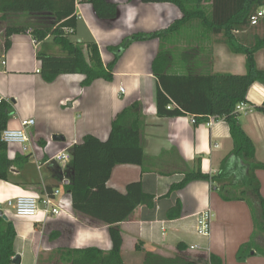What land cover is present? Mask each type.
Segmentation results:
<instances>
[{"label":"crops","instance_id":"1","mask_svg":"<svg viewBox=\"0 0 264 264\" xmlns=\"http://www.w3.org/2000/svg\"><path fill=\"white\" fill-rule=\"evenodd\" d=\"M111 1L119 5L115 19H101L90 3L78 2V26L72 35L78 41H95L105 65L114 59L108 46L137 32L166 29L183 17L181 9L170 2ZM6 25L0 14V28ZM254 33L263 35L264 23ZM252 35L245 31L239 36L248 45ZM4 39L0 38V96L13 99L16 109L8 127L20 128L21 120L26 118H33L35 123L26 128L28 141L24 145L8 147L9 158L18 157L19 162L13 165L8 180H0V207L20 195L38 196L58 189L57 201L63 210L57 216L39 214L34 218L6 212L17 231L15 250L21 256V264H45L54 250L57 263L70 264L62 259L63 250L112 248L108 225L77 211L71 194L64 189L72 174L71 157L58 160L56 156L70 153V148L87 134L106 140L116 115L136 101L143 105L144 163L116 165L107 185L126 193L130 183L141 182L144 193L154 196L155 205H139L119 224L124 263L143 264L147 251L161 255L179 253L178 245L182 243L187 247L182 253H194L208 264L212 254L221 258L223 264H264V255L256 250L243 262L237 259L239 247L250 240L254 229L248 201L232 198L236 194L242 197L243 188L236 191L235 185L226 181L222 192V184L195 180L168 195L173 184L183 181L187 170L224 174L226 179L237 182L245 177L247 169L231 155L234 142L225 120L210 117L208 122L196 124L191 116H158V82L152 70L161 44L179 50L177 71L185 63V52L197 73L245 74V54L232 51L223 43L221 34L208 32L195 21L170 33L164 42L154 38L132 43L115 65L112 81L97 79L84 86V76L78 73L62 74L50 83L43 79L37 53L45 49L49 54L65 55L59 46L35 42L31 34L20 33L12 36V44L6 49ZM46 41L51 43L52 39L48 37ZM85 53L88 57L86 49ZM255 55L258 68L264 70V48ZM247 98L239 120L254 141L255 159L264 162V114L255 109V105L264 102V84L256 81L251 85ZM55 135L63 140H55ZM256 174L264 196V169ZM177 204L181 205V216L170 219L168 215ZM208 209L212 214L211 230L209 236H202L198 233V218ZM138 243L142 251L136 250Z\"/></svg>","mask_w":264,"mask_h":264},{"label":"trees","instance_id":"2","mask_svg":"<svg viewBox=\"0 0 264 264\" xmlns=\"http://www.w3.org/2000/svg\"><path fill=\"white\" fill-rule=\"evenodd\" d=\"M145 3L170 2L177 5L183 17L166 29L155 32H137L125 37L121 43L108 46L114 59L105 65L95 41L83 42L72 38L78 26L77 3H90L96 15L101 19H115L119 14V5L111 0H0V14L3 20L13 16L24 18V23L8 24L5 29V47L9 49L12 36L28 33L37 42L59 46L63 56L49 54L45 49L37 53L41 62V75L46 82H53L62 74H82L84 86L91 85L97 79L112 81L114 68L125 50L134 42L160 38L166 41L170 33L183 25L198 22L208 32L221 34L222 41L232 51L246 55V73H197L194 65L188 63L184 53L183 67L180 69L178 49L172 50L161 44L155 57L152 70L157 78L156 93L157 114L163 118L191 116L196 124L208 122L210 117L225 120L230 126L234 148L231 155L239 158L247 169L242 180L233 182L221 175H210L201 170H187L182 182L173 184L168 195L184 188L195 180H205L222 184L226 181L235 185L236 191L243 188L242 197L251 206L254 229L250 240L243 243L237 251V259L247 260L254 250L264 255V196L261 182L256 174L264 169V162L255 159V144L244 130L237 107L247 103L248 91L256 81L264 84V70L258 68L256 52L264 48V34L254 33V29L264 23L262 18L252 25V17L264 6V0H142ZM71 30V31H70ZM253 33L251 44L240 40L243 32ZM238 33V34H237ZM50 37L51 43L46 39ZM87 50L88 57L86 56ZM255 109L264 114V102L255 105ZM16 115L14 100L3 99L0 102V180H8L13 165L19 162L9 158L8 145L2 140V133L8 127L9 120ZM144 126L143 105L136 101L120 111L112 121L111 131L106 140L87 134L82 141L70 148L69 167L72 174L64 184L66 192L72 196L74 208L93 217L109 227L112 248L103 250L87 247L63 250L62 259L70 264H125L121 255L123 236L119 224L125 221L139 206H154V196L143 191L141 182L130 183L126 193L108 187L113 168L118 164L142 165L145 160L142 142ZM28 157H24L26 160ZM20 159V158H19ZM228 158L223 163L225 169ZM230 181V182H229ZM225 183V184H224ZM52 189V186H49ZM51 192V190H50ZM237 193V192H236ZM171 209L168 217L179 218L181 205ZM259 236L256 240V236ZM17 231L11 219L0 216V264H14L17 255L15 240ZM263 238V240L259 239ZM179 251L187 247L180 243ZM137 251H142L140 243ZM143 264H198L182 256L166 257L147 251ZM210 264H223V260L211 255Z\"/></svg>","mask_w":264,"mask_h":264},{"label":"built area","instance_id":"3","mask_svg":"<svg viewBox=\"0 0 264 264\" xmlns=\"http://www.w3.org/2000/svg\"><path fill=\"white\" fill-rule=\"evenodd\" d=\"M264 18V6H262L258 13L252 17V25H257L259 21ZM71 31V30H70ZM29 34L30 31L28 32ZM35 40V39H34ZM36 42V40H35ZM5 99L0 96V102ZM246 104H240L237 109L238 111H244ZM194 121V119H193ZM35 120L33 118H26L21 120L20 128L7 127L2 133V140L7 143L8 147L13 144L24 145L28 141L26 134V128L33 125ZM26 149V147H24ZM71 157L69 152H61L57 154L56 159L67 160ZM59 190L54 189L51 192L46 191L43 195H20L7 201V207L4 212H9L14 216L24 218H34L39 214L44 216L60 215L63 210L59 206L57 196ZM1 208V207H0ZM7 210V211H6ZM9 215V213H6ZM211 210H205L199 214L198 218V233L202 236H209L211 230Z\"/></svg>","mask_w":264,"mask_h":264},{"label":"rangeland","instance_id":"4","mask_svg":"<svg viewBox=\"0 0 264 264\" xmlns=\"http://www.w3.org/2000/svg\"><path fill=\"white\" fill-rule=\"evenodd\" d=\"M23 21H24V18L18 17V16H13V17L8 18V20H6V24L7 25L8 24H17L18 25V24L24 23ZM1 25H3V23ZM7 25H6V27H7ZM1 29H2V32H0V38H3V36L5 37V35H4L5 34V30L4 29H6V28L5 27L4 28L1 27L0 31H1ZM230 193H232V192H230ZM232 195H233V193H232ZM5 207H7L6 203L1 206L2 209H5ZM258 237H260V235L256 236V240H257ZM178 255L182 256L185 259L194 261V262H196L198 264H208V262H207V260L205 258L198 257L194 253H189V252L188 253H185V252L184 253H182V252L170 253V254H164L163 256L175 257V256H178ZM56 257H57V254H56V251L54 250L52 252V255L50 256V258L47 261H45V264H60V263L56 262ZM138 257H139L138 258V262H139L140 261L139 254H138ZM24 261H26V259Z\"/></svg>","mask_w":264,"mask_h":264},{"label":"water","instance_id":"5","mask_svg":"<svg viewBox=\"0 0 264 264\" xmlns=\"http://www.w3.org/2000/svg\"><path fill=\"white\" fill-rule=\"evenodd\" d=\"M55 140H63V137L62 136H58V135H55L53 137ZM0 216H2L4 219L8 220L9 219V216L4 212V210L2 208H0ZM21 256L19 254H17L14 258V261L13 263L14 264H21Z\"/></svg>","mask_w":264,"mask_h":264}]
</instances>
